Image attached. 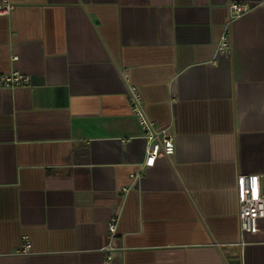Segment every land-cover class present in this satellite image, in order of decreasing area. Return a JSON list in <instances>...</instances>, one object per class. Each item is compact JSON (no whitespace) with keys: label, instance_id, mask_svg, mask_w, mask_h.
Wrapping results in <instances>:
<instances>
[{"label":"crops","instance_id":"obj_1","mask_svg":"<svg viewBox=\"0 0 264 264\" xmlns=\"http://www.w3.org/2000/svg\"><path fill=\"white\" fill-rule=\"evenodd\" d=\"M8 1L0 76L30 84L0 88V264H264L237 195L239 175L264 193V0ZM129 87L175 136L141 172Z\"/></svg>","mask_w":264,"mask_h":264},{"label":"built area","instance_id":"obj_2","mask_svg":"<svg viewBox=\"0 0 264 264\" xmlns=\"http://www.w3.org/2000/svg\"><path fill=\"white\" fill-rule=\"evenodd\" d=\"M254 8L250 3H231L228 7L229 24L245 16ZM15 7L8 0L0 3V16H7ZM228 30V29H227ZM226 30V31H227ZM221 55L232 54V46L228 31L222 36L218 48ZM124 75V74H123ZM123 77L126 78V75ZM30 84L29 77L20 73L0 76V88L15 89ZM129 101L133 115L137 118L139 126L144 132V140L147 143L146 159L141 165V171L155 167L159 159H172L176 153L175 136L168 128H159L154 121L148 119L142 106V97L138 89L129 87ZM138 175H132L135 179ZM237 195L239 203V221L242 233L256 234L259 221L264 217V193L260 176L239 175L237 179ZM118 216H114L108 224L109 238L116 236L118 229ZM33 246L29 237H24L19 248V253L28 255ZM105 250L111 251V245ZM111 255L107 258L111 261Z\"/></svg>","mask_w":264,"mask_h":264}]
</instances>
